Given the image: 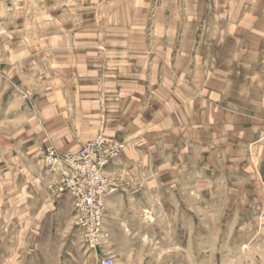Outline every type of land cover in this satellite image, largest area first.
Listing matches in <instances>:
<instances>
[{"label":"rangeland","instance_id":"obj_1","mask_svg":"<svg viewBox=\"0 0 264 264\" xmlns=\"http://www.w3.org/2000/svg\"><path fill=\"white\" fill-rule=\"evenodd\" d=\"M14 1L0 0V264H102L105 258L114 264H264V95L253 94L254 85L264 89V80L222 79L224 64L213 65L214 79L191 81L197 90V128L167 129L164 142L136 146L141 152L189 155L191 173L174 191H165L156 175L110 176L108 164L98 245L77 226L75 206L71 222L63 210L30 222L36 210L15 206L21 163L32 162L37 175L50 177L49 193L70 195L74 204L70 193L56 191L62 177L45 163L51 147L72 151L61 152L52 143L12 142L15 126L30 118V73L47 51L46 33L34 32L29 16L14 22ZM261 2L246 0V8ZM60 18L53 16L55 26ZM52 34L55 41L63 35ZM174 77L176 84H187ZM21 151L29 158L21 159Z\"/></svg>","mask_w":264,"mask_h":264},{"label":"crops","instance_id":"obj_2","mask_svg":"<svg viewBox=\"0 0 264 264\" xmlns=\"http://www.w3.org/2000/svg\"><path fill=\"white\" fill-rule=\"evenodd\" d=\"M261 1L247 9L246 0H24L23 6L15 0L14 22L29 16L32 30L46 33L47 51L30 73V118L15 126L12 142L76 152L99 137L120 141L126 150L109 163L108 175H156L165 191H174L191 173L189 155L136 146L164 142L167 129L197 128L191 81L214 79L213 65H225L222 79L264 80ZM54 15L61 17L56 26ZM54 31L63 33L56 41ZM174 74L187 84L173 82ZM253 90L264 95L259 85ZM28 155L20 152L21 159ZM33 166L20 165L15 206L35 209L34 224L62 210L71 222L72 197L51 195L50 177L37 175Z\"/></svg>","mask_w":264,"mask_h":264},{"label":"built area","instance_id":"obj_3","mask_svg":"<svg viewBox=\"0 0 264 264\" xmlns=\"http://www.w3.org/2000/svg\"><path fill=\"white\" fill-rule=\"evenodd\" d=\"M124 146L121 142L100 137L78 152L60 153L51 147L46 153L48 171L59 173L62 177V185L57 186L56 191L73 196L76 224L93 246L100 242L106 211L109 183L104 169L111 160L121 155ZM52 192L55 193L54 190ZM102 264L114 262L105 258Z\"/></svg>","mask_w":264,"mask_h":264}]
</instances>
